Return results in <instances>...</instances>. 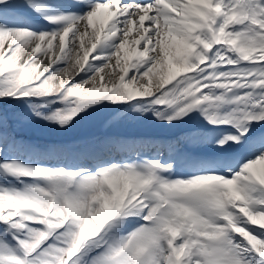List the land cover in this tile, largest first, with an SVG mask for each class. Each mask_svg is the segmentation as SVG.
Listing matches in <instances>:
<instances>
[{
    "label": "snow or ice",
    "instance_id": "1",
    "mask_svg": "<svg viewBox=\"0 0 264 264\" xmlns=\"http://www.w3.org/2000/svg\"><path fill=\"white\" fill-rule=\"evenodd\" d=\"M0 264H264V0H0Z\"/></svg>",
    "mask_w": 264,
    "mask_h": 264
},
{
    "label": "rangeland",
    "instance_id": "2",
    "mask_svg": "<svg viewBox=\"0 0 264 264\" xmlns=\"http://www.w3.org/2000/svg\"><path fill=\"white\" fill-rule=\"evenodd\" d=\"M97 124H98V123H97ZM87 127L89 128V126H85V128H87ZM78 130H79V129H77V130L74 132L75 135H79V134H83V133H84V132H77Z\"/></svg>",
    "mask_w": 264,
    "mask_h": 264
}]
</instances>
